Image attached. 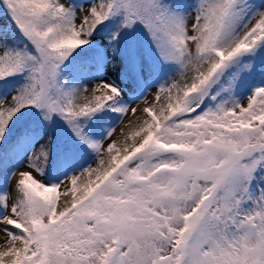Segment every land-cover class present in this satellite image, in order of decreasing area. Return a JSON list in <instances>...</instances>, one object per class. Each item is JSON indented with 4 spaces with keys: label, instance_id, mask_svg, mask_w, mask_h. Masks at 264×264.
I'll return each mask as SVG.
<instances>
[{
    "label": "snow or ice",
    "instance_id": "1",
    "mask_svg": "<svg viewBox=\"0 0 264 264\" xmlns=\"http://www.w3.org/2000/svg\"><path fill=\"white\" fill-rule=\"evenodd\" d=\"M0 233V264H264V0H0Z\"/></svg>",
    "mask_w": 264,
    "mask_h": 264
},
{
    "label": "rangeland",
    "instance_id": "2",
    "mask_svg": "<svg viewBox=\"0 0 264 264\" xmlns=\"http://www.w3.org/2000/svg\"><path fill=\"white\" fill-rule=\"evenodd\" d=\"M118 68H119V62L110 63L107 66L105 77L106 78H110V79H115L116 76H117ZM122 87L125 90L124 95H125V99L127 100L128 99V95H129V93H130V91L132 89V85H130L128 83H124L122 85ZM154 92H155V88H152V89L149 90V93L147 95V100H148L149 103L152 100V93H154ZM132 106L133 107H137L138 109H142L146 105L144 103H138V104H133ZM136 115L137 116L140 115V112L138 111ZM135 118H136L135 116L127 115L124 118V122L127 123L128 120H135ZM121 127H122V125H118L117 126L115 135H119ZM55 152H57V149L55 150ZM54 155H55L54 151L52 152L50 150L49 160H50L51 163H50V166L46 167V169H45L46 173H48V174H51V172H52L51 169L53 167V163H54V159H55ZM2 244H3V234L0 233V245H2Z\"/></svg>",
    "mask_w": 264,
    "mask_h": 264
},
{
    "label": "trees",
    "instance_id": "3",
    "mask_svg": "<svg viewBox=\"0 0 264 264\" xmlns=\"http://www.w3.org/2000/svg\"><path fill=\"white\" fill-rule=\"evenodd\" d=\"M60 126L56 125L53 126L52 134H53V142H52V146H51V151L55 153L54 155V163H53V167L51 169V174L55 172L56 169V165L58 163V158L60 157L61 154V135H60V131H59ZM43 142V140H42ZM57 149V152H55V150Z\"/></svg>",
    "mask_w": 264,
    "mask_h": 264
}]
</instances>
